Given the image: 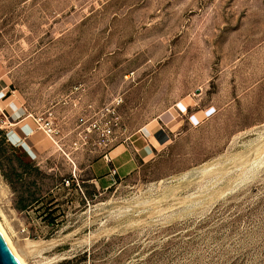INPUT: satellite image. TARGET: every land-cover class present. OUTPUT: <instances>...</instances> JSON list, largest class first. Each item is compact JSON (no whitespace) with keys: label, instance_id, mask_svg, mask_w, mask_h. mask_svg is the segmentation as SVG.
<instances>
[{"label":"rangeland","instance_id":"374dc122","mask_svg":"<svg viewBox=\"0 0 264 264\" xmlns=\"http://www.w3.org/2000/svg\"><path fill=\"white\" fill-rule=\"evenodd\" d=\"M2 135L28 264H264V0H0Z\"/></svg>","mask_w":264,"mask_h":264},{"label":"bare ground","instance_id":"6f19581e","mask_svg":"<svg viewBox=\"0 0 264 264\" xmlns=\"http://www.w3.org/2000/svg\"><path fill=\"white\" fill-rule=\"evenodd\" d=\"M261 144V143H260ZM263 144V143H262ZM263 153V152H262ZM228 157V156H227ZM207 163V162H206ZM205 163H203V165H204ZM202 164L200 165V166H203ZM213 165V164H212ZM199 166V167H200ZM208 166V165H207ZM207 166H205L206 168H207ZM214 166V165H213ZM206 168H203V170H205ZM212 168V167H211ZM196 169V168H195ZM199 169V172H200V168H198ZM191 170H192V168H191ZM202 170V169H201ZM195 171H197V170H195ZM206 172H207V170H205ZM209 171V170H208ZM185 172V171H184ZM189 172H191V171H189ZM205 172V173H206ZM210 172V171H209ZM194 173V172H193ZM201 173H202V171H201ZM205 173H204V175H205ZM208 174V173H207ZM184 175H185V173H184ZM196 175V174H195ZM203 175V176H204ZM191 176V175H190ZM198 176V175H197ZM196 176V177H197ZM202 176V177H203ZM186 177H188V176H186ZM186 177H185V179H186ZM201 177V176H200ZM199 177V178H200ZM201 177V178H202ZM182 178H183V175H182ZM198 178V177H197ZM200 178V179H201ZM180 179V178H179ZM196 179V178H195ZM182 180V179H181ZM181 180H180V182H181ZM187 181V180H186ZM192 181V180H191ZM187 183V182H186ZM185 183V184H186ZM176 186V185H175ZM0 235H1V237L3 238V240H4V242L6 243V245H7V247L9 248V250H10V252L12 253V255H13V257L15 258V260L17 261V263L18 264H28L27 263V260H26V253H25V250L22 248V246L20 245H17L12 239H11V237L9 236V234L7 233V231L5 230V228L3 227V224L1 223V221H0ZM50 241H53L54 242V240L52 239V240H50ZM49 241V242H50ZM23 242H24V245H25V248L27 249V251L28 252H31L33 249H37V247H35L36 245H37V242L36 241H33V240H29V239H24L23 240ZM45 242V241H44ZM44 242H42V243H44ZM56 242V241H55ZM45 243H47V242H45ZM51 243V242H50ZM57 243V242H56ZM53 244H55V243H53ZM38 245H41V244H38ZM44 246V245H43ZM35 247V248H34ZM40 248V247H39ZM28 255H29V253H27Z\"/></svg>","mask_w":264,"mask_h":264},{"label":"trees","instance_id":"16d2710c","mask_svg":"<svg viewBox=\"0 0 264 264\" xmlns=\"http://www.w3.org/2000/svg\"><path fill=\"white\" fill-rule=\"evenodd\" d=\"M4 139H5V136H1L0 137V169H1V172H2V175L11 183V186H12V181L10 179V176L9 174H7L2 166V162H1V157H2V153L4 151V148H5V144H4ZM7 161L9 163V167L11 170L15 171L16 169V166H15V163L17 162L18 163V160H16V158H7ZM25 207V205H22V208ZM73 261V258L72 259H68V260H64L58 264H68V263H71Z\"/></svg>","mask_w":264,"mask_h":264},{"label":"water","instance_id":"95a60500","mask_svg":"<svg viewBox=\"0 0 264 264\" xmlns=\"http://www.w3.org/2000/svg\"><path fill=\"white\" fill-rule=\"evenodd\" d=\"M0 264H18L0 235Z\"/></svg>","mask_w":264,"mask_h":264},{"label":"built area","instance_id":"2783aa9c","mask_svg":"<svg viewBox=\"0 0 264 264\" xmlns=\"http://www.w3.org/2000/svg\"><path fill=\"white\" fill-rule=\"evenodd\" d=\"M109 134H110V128H107V129H105V130H102V135L105 137L104 141H105V140H108L107 138H108ZM110 173H111L112 175L115 174V170L110 171ZM67 183H68V182H67Z\"/></svg>","mask_w":264,"mask_h":264},{"label":"crops","instance_id":"0c3cea01","mask_svg":"<svg viewBox=\"0 0 264 264\" xmlns=\"http://www.w3.org/2000/svg\"><path fill=\"white\" fill-rule=\"evenodd\" d=\"M109 171V170H108Z\"/></svg>","mask_w":264,"mask_h":264}]
</instances>
